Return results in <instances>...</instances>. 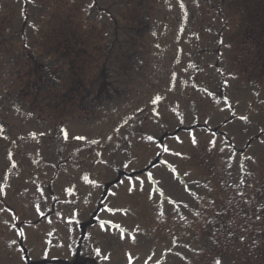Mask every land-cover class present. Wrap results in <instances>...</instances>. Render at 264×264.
<instances>
[{"label":"rangeland","instance_id":"obj_1","mask_svg":"<svg viewBox=\"0 0 264 264\" xmlns=\"http://www.w3.org/2000/svg\"><path fill=\"white\" fill-rule=\"evenodd\" d=\"M217 261L264 264V0H0V264Z\"/></svg>","mask_w":264,"mask_h":264},{"label":"snow or ice","instance_id":"obj_2","mask_svg":"<svg viewBox=\"0 0 264 264\" xmlns=\"http://www.w3.org/2000/svg\"><path fill=\"white\" fill-rule=\"evenodd\" d=\"M157 99H158V98H157ZM242 119H246V118L242 117ZM61 131H63V129H62ZM65 136H66V133H65ZM81 139H82V138H81ZM150 139H151V138H150ZM193 142H195V141H193ZM85 179H87V177H85ZM121 183H123V181H121ZM131 190H132V189L129 188V191H131ZM101 227H103V225H101ZM21 235H23V233H21ZM96 251H97V254H99V250L97 249ZM46 254H47V253H45V255H46ZM104 259H108V257H104ZM216 264H220V262L217 261Z\"/></svg>","mask_w":264,"mask_h":264}]
</instances>
